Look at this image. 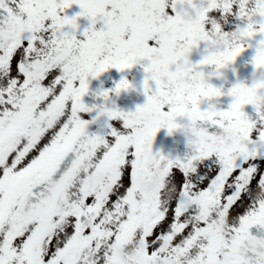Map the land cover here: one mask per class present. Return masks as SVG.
Wrapping results in <instances>:
<instances>
[{
	"label": "snow or ice",
	"instance_id": "snow-or-ice-1",
	"mask_svg": "<svg viewBox=\"0 0 264 264\" xmlns=\"http://www.w3.org/2000/svg\"><path fill=\"white\" fill-rule=\"evenodd\" d=\"M254 45L264 69V0H0V264H264V75L208 82ZM141 62L145 102L90 134L88 78Z\"/></svg>",
	"mask_w": 264,
	"mask_h": 264
},
{
	"label": "rangeland",
	"instance_id": "rangeland-1",
	"mask_svg": "<svg viewBox=\"0 0 264 264\" xmlns=\"http://www.w3.org/2000/svg\"><path fill=\"white\" fill-rule=\"evenodd\" d=\"M81 9L78 5L73 4L70 8L65 9L63 15H67L69 17L75 16L77 13H79ZM77 23L79 25V29L77 31L78 38L83 39V36L81 33L85 28L88 27L89 21L84 17H78ZM102 27L101 22H97L95 25L96 29H99ZM204 45L201 44L198 48L193 49L192 53L189 55V59L193 63H198L199 59L201 58V52ZM254 49L255 45L251 48H246L245 51H243L236 60L231 63L226 69H222V75L221 77H211L208 82L212 83L216 87H220L222 91H227L228 88H230L235 83H245L248 86H251L253 81L255 79H258L261 75H264V70H256L254 68V65L252 64V57L254 56ZM143 63H137L132 68L126 69L124 71H119L117 69H108L105 72L101 73L99 76L104 79L105 88L106 90L114 89L115 85L123 78L128 80L133 86L140 87L143 90V81L145 77L147 76V73L143 70ZM206 72L210 71V68L204 69ZM152 82H150L151 85ZM113 94V93H110ZM231 102V97H228L227 95H224L220 98H218V104L217 107L220 110H226L227 106ZM202 109L206 107V105L201 106ZM244 111L247 113L252 112L251 106H245ZM85 118L89 121H92L89 123L87 131L92 134H101L105 129V117L99 116V114L96 113H87L85 114ZM164 150V153H166L165 149L160 145L159 142H157L155 139L153 140L152 144V151L154 153H160ZM166 157L167 153H166Z\"/></svg>",
	"mask_w": 264,
	"mask_h": 264
},
{
	"label": "water",
	"instance_id": "water-1",
	"mask_svg": "<svg viewBox=\"0 0 264 264\" xmlns=\"http://www.w3.org/2000/svg\"><path fill=\"white\" fill-rule=\"evenodd\" d=\"M88 92L82 98V102L87 107L96 108L92 111L98 113V108L104 104L103 98L99 95L100 92L106 90L104 82L101 77L88 78ZM146 100V96L138 87H132L128 91H121L118 95L113 94L110 96V100L107 102V107L128 112L135 111L138 105H142ZM178 123L184 124L186 121L182 118H178ZM202 126L207 127V130L211 132H218L214 126H208L203 124ZM156 141L160 142L166 149L170 158H183L185 157L190 149L188 147V137L185 135L183 130H175L169 134L166 128H161L156 136ZM250 233L255 236H264V229H258L256 226L250 228Z\"/></svg>",
	"mask_w": 264,
	"mask_h": 264
},
{
	"label": "clouds",
	"instance_id": "clouds-1",
	"mask_svg": "<svg viewBox=\"0 0 264 264\" xmlns=\"http://www.w3.org/2000/svg\"><path fill=\"white\" fill-rule=\"evenodd\" d=\"M228 66H229V65H228ZM228 66H226L224 69H226ZM254 68H255V67H254ZM255 69H256V70H264V69H261V68H255ZM211 70H212V71H216L215 68H212ZM221 74H222V72H221ZM127 81H128V80H127ZM116 87H117V84L115 85L114 89H109V90H104V91H102V92L108 93L107 99H105L103 96L100 95V96L103 98L104 102H105V103L102 104V105H104V106L107 105V102L110 100V93H114V94L118 95L117 92H116ZM132 87H133V85L128 81V86H121L119 93H120L121 91H128V90L131 89ZM175 130H183V128H178V129H175ZM175 130H174V131H175ZM183 131H184V130H183ZM255 244H256L257 247L264 249V242L257 240V241H255Z\"/></svg>",
	"mask_w": 264,
	"mask_h": 264
},
{
	"label": "trees",
	"instance_id": "trees-1",
	"mask_svg": "<svg viewBox=\"0 0 264 264\" xmlns=\"http://www.w3.org/2000/svg\"><path fill=\"white\" fill-rule=\"evenodd\" d=\"M161 155L166 156V153H164V150L161 152Z\"/></svg>",
	"mask_w": 264,
	"mask_h": 264
}]
</instances>
